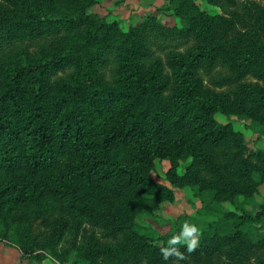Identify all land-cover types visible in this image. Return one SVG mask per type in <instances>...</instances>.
I'll use <instances>...</instances> for the list:
<instances>
[{"label": "trees", "instance_id": "trees-1", "mask_svg": "<svg viewBox=\"0 0 264 264\" xmlns=\"http://www.w3.org/2000/svg\"><path fill=\"white\" fill-rule=\"evenodd\" d=\"M170 1L183 27L147 17L123 31L88 11L97 0H0V238L22 258L176 261L161 253L174 233L153 237L138 225L173 202L174 187L212 218H178L176 231L185 222L199 228L195 251L177 245L184 260L224 245L264 247V204L253 215L238 204L264 184V151L246 154L230 120L264 122V8L240 27L235 14ZM167 34L171 50L162 60L149 46ZM219 67L230 72L233 90L205 88L200 73ZM247 76L256 82H241ZM155 159L169 161L168 185L152 179ZM222 203L234 211L214 206ZM84 224L125 240L116 249L86 242L59 250L66 231Z\"/></svg>", "mask_w": 264, "mask_h": 264}, {"label": "rangeland", "instance_id": "rangeland-1", "mask_svg": "<svg viewBox=\"0 0 264 264\" xmlns=\"http://www.w3.org/2000/svg\"><path fill=\"white\" fill-rule=\"evenodd\" d=\"M202 10L211 15L223 14L228 16L229 13L235 14L238 17V25L242 27L247 22L248 17H254V12L257 8H264V0H192ZM175 8L172 7L170 0H97V3L88 9L89 12H96L101 16L106 17L109 21L116 22L120 29L127 31L130 27L137 26L143 23L147 17H154L165 28L183 27L184 22L176 15ZM229 12V13H228ZM165 33V31H162ZM152 37L151 41L153 40ZM160 41L150 44L149 49L153 56L162 60L171 50L169 35H159ZM163 50L159 49L160 46ZM110 68V67H109ZM104 70L106 79L109 77L110 69ZM70 71L57 74V77L65 78ZM205 88L214 92H225L233 90L236 84L229 78L230 72L221 67L216 68L209 75L200 73ZM53 78L52 80H54ZM241 82L255 83L256 80L247 76ZM216 118L225 122L223 116ZM234 128L243 134V142L246 147V154L253 155L257 150L264 151V122H257L249 118L238 117L232 115L230 118ZM154 170L151 177L154 181L168 185L166 174L170 170V163L166 159H155ZM174 192L173 202L162 203L152 217L143 215L138 219L140 232L147 235L157 237L168 235L171 233L178 234L176 231V222L182 215L195 218L198 224L204 221L211 220L205 215H199L196 210H200L201 202L194 199L190 192H186L189 198L194 201L195 206L188 202L183 191L178 188H172ZM188 197V196H187ZM239 206L247 213L253 215L264 204V184L260 185L259 194L251 198H239ZM218 210L223 212L233 210L234 208L229 203L214 205ZM264 231V221L261 226ZM125 240L121 234H113L104 231L99 227H94L84 224L80 230L68 229L64 237L60 241L58 249L61 251L69 250L72 246L83 244L86 242L102 243L105 246H110L112 249L118 248ZM161 241V240H160ZM161 243V242H160ZM159 243V244H160ZM74 258V253L71 252V260ZM145 264V260L140 264ZM0 264H39L35 260L22 258L18 248L9 242L0 238ZM40 264H59L51 257H46ZM109 264H124L122 262L109 260ZM128 264H136L134 261ZM169 264H264V247L254 246L242 250L232 251L231 245H224L219 251L212 255H203L199 260L190 261H173Z\"/></svg>", "mask_w": 264, "mask_h": 264}, {"label": "clouds", "instance_id": "clouds-1", "mask_svg": "<svg viewBox=\"0 0 264 264\" xmlns=\"http://www.w3.org/2000/svg\"><path fill=\"white\" fill-rule=\"evenodd\" d=\"M199 228L195 224L185 222L181 231L174 234L167 241L168 247L162 248L161 253L163 259L167 261L169 257H176L177 260H184V254L179 250L177 245H186L187 251L190 253L195 251L199 243Z\"/></svg>", "mask_w": 264, "mask_h": 264}]
</instances>
